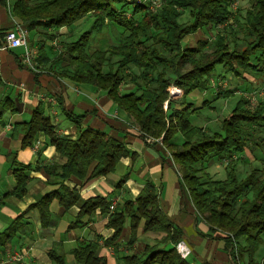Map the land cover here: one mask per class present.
Returning <instances> with one entry per match:
<instances>
[{
    "label": "trees",
    "instance_id": "obj_1",
    "mask_svg": "<svg viewBox=\"0 0 264 264\" xmlns=\"http://www.w3.org/2000/svg\"><path fill=\"white\" fill-rule=\"evenodd\" d=\"M232 1L167 0L161 9L152 12L135 0H11L10 11L28 31H35L39 36L36 60L40 66L53 69L56 64L67 62L56 75L104 90L144 139L145 136L162 137V144L170 153L198 215L212 229L227 233L231 250L239 261L247 255L249 264H261L253 262V255L263 242L264 172L252 168L240 178L237 166L243 162L254 128L264 126V103L258 101L250 106L248 99L240 97L221 122V132H210L190 122L197 108L187 101L194 90L208 88L218 65L233 74L242 70L264 75V0H249L250 7L245 11L242 26L244 44L240 48H230L222 34L215 35L211 51H205L206 40L199 41L196 47L184 43V38L198 29L225 23L232 13ZM185 10L191 20L181 23L179 18ZM139 13L142 17L137 19ZM85 17L90 19L87 28L50 58L45 42L52 41L58 29L70 27ZM107 24L124 33L121 42L105 50L90 51L94 35ZM112 57L118 60L113 62ZM125 80L134 85L133 90L120 91ZM172 87L179 90L178 95L171 94ZM0 106V121L1 111L15 110L9 99H4ZM82 117H71L78 125L73 139L56 135L42 105L24 125L23 146L30 145L34 134L42 131L56 151L66 158L59 171L55 165L46 168L63 181L72 176L84 179L107 175L115 170L121 158L131 154L126 145L112 135L81 127ZM178 136L180 142L176 141ZM215 157L228 161L225 177L220 180L213 179L207 171L208 162ZM29 169V165L13 169L16 186L12 193L21 196L26 192ZM125 178L117 184H122ZM77 198L78 191L61 182L29 208L37 210L42 226H49L54 222L50 218L52 200L56 199L67 209ZM109 206L103 197L89 198L69 227L79 225L82 216H90L96 209L105 212ZM23 215L0 233V245L21 229ZM126 216L132 231L143 219L145 232H164L165 247L146 245L140 255L124 256L122 264H190L176 249L181 230L161 210L158 192L152 184H146L134 199L125 201L121 212L109 216L107 227L113 228L114 233L105 240L106 245L120 236ZM97 250L96 242L82 240L72 249V255L76 264H106ZM48 255L56 264H64V254L54 248Z\"/></svg>",
    "mask_w": 264,
    "mask_h": 264
},
{
    "label": "crops",
    "instance_id": "obj_2",
    "mask_svg": "<svg viewBox=\"0 0 264 264\" xmlns=\"http://www.w3.org/2000/svg\"><path fill=\"white\" fill-rule=\"evenodd\" d=\"M10 4L11 0H0V103L9 99L15 109L1 111L0 233L16 217L22 213L24 215L21 229L11 240L0 245V264H56L48 255L52 248L64 254V264H76L72 249L82 240L96 242L97 254L105 259L106 264H122L124 256L140 255L146 245L165 247L162 242L164 232H145L143 219L132 231L127 216L120 236L111 244H105V240L114 233L113 228L107 227L109 216L114 212H121L125 201L134 199L146 184H152L156 188L161 210L181 230L179 242L188 250L185 258L190 264H244L231 250L227 235L212 229L198 215L164 145L147 142L132 124V120L104 90L56 75L67 62H60L53 69H48L47 65L40 66L36 60V43L39 38L35 31H28V40L34 52L35 71L22 63V47H4L6 32L17 26H24L11 14ZM89 23L90 19L85 17L70 27L58 29V33L68 42L86 29ZM112 29L113 34L108 26L95 34L90 51L105 50L114 44L115 32H120V29ZM211 30L213 26L198 29L184 40L192 43L188 46L196 47L198 41L208 38ZM52 44L55 42L46 41L44 44L50 58H53L50 52ZM248 73L250 72L238 70V74H230L228 77L210 78L208 88L202 91L205 102L194 107L199 113L206 106L212 111L215 103L228 99L230 95L233 99L241 91L255 93L262 86L264 75ZM133 88L134 85L125 80L120 91L127 92ZM260 101L264 103V99ZM39 105L43 106L45 115L50 118L56 135L73 139L78 125L71 117L83 116L79 120L81 127L98 129L112 135L123 142L131 154L121 158L115 170L107 175L84 179L72 176L63 181L56 174L46 171V168L54 165L57 167L56 171H59L66 158L50 144L44 132H36L30 145H22L24 125ZM193 124L198 126L197 122ZM199 127L208 131L205 126ZM179 138H176L177 142H180ZM23 165L30 167L27 172L30 181L26 192L18 196L12 193L16 186L13 169ZM124 177V182L117 184ZM61 182L78 191L77 201L66 209L56 199L52 200L50 218L54 222L49 226H42L37 210L29 207L37 203L45 193L56 189ZM96 196L105 198L115 208H108L105 212L96 209L92 215L82 216L79 225L70 228L69 225L76 221L82 205ZM132 235L134 239L130 242ZM14 254L21 256L20 262L10 260V256Z\"/></svg>",
    "mask_w": 264,
    "mask_h": 264
},
{
    "label": "rangeland",
    "instance_id": "obj_3",
    "mask_svg": "<svg viewBox=\"0 0 264 264\" xmlns=\"http://www.w3.org/2000/svg\"><path fill=\"white\" fill-rule=\"evenodd\" d=\"M166 1L167 0H162V4L158 8V10L162 8V6ZM249 7H250L249 0H233L230 5V9L232 12L231 16L227 20L226 24L223 23L218 26H213V30H211L210 34H208V38H206L207 46L205 47V51H211L213 49L212 42L214 41V37L216 34H222L225 37V40L229 44L230 48H235V47L240 48L244 44V38L242 32L244 15L246 9ZM156 11H152V12H156ZM130 15L131 13L128 12L127 17H129ZM141 17H142L141 13L137 14L136 16L137 19H140ZM190 20L191 19L189 16V12L187 10L183 11L181 17L179 18V21L181 23H186L189 22ZM107 25L109 27V31L112 33L114 29H112V26L110 27V24ZM115 34H116V40H114V44H118L119 42H121L124 33L120 34V32H115ZM37 38H39V36ZM189 39H191V36L189 37ZM52 41H54L55 44L54 45L52 44L50 52L52 54L51 57H54L59 52H61L60 50L63 49L64 44L67 41L65 38H61L58 32L56 34V37ZM198 42L196 46L198 45ZM184 43L188 45L191 42L189 41L186 42V40H184ZM30 48H32L31 44H30ZM117 60H118L117 57L111 58V61L113 62ZM230 74L233 73L229 72L223 65H218L214 69L213 74L210 78L215 79L219 76L228 77ZM248 74L254 75L251 72ZM240 76L242 77V75ZM261 85L262 86L259 87L260 89H258L255 93H246L245 91L244 92L241 91L240 93H238V96H234L233 99L230 97L231 95L228 97V99H221L219 102L215 103L214 109L212 111L210 108H208V106H206V108L200 113L198 110H196V112L190 116V122L192 124L194 122H197L198 126H203V127L205 126V128H207V130L210 132H215V131L221 132V122L234 108L237 100L240 97H245L246 99H248L250 106H254L258 101H260V99H264V81ZM204 90L205 89L194 90L188 95L187 101L195 105V107L196 105L197 106L203 105L205 99L202 96V91ZM178 93L179 90L177 94L174 95L172 94V95L175 96L178 95ZM139 133L140 135H142L140 131ZM145 137H151V136H145ZM158 138H161L162 141L161 136H159ZM234 157L232 158V161L234 160ZM242 159L243 162L241 164H238L237 166V171L240 178L245 177L252 168H256L259 169L260 172H264V126L262 127L256 126L254 128V130L252 131V137L248 140V145L244 151ZM227 162H228L227 160H221L216 157L208 162L207 171L210 173L213 179L220 180L225 177ZM220 232L227 235V233L224 231H220ZM243 262L244 264H249L247 255H245ZM253 262L264 264V234H263L262 244L259 246L258 250L253 255Z\"/></svg>",
    "mask_w": 264,
    "mask_h": 264
},
{
    "label": "built area",
    "instance_id": "obj_4",
    "mask_svg": "<svg viewBox=\"0 0 264 264\" xmlns=\"http://www.w3.org/2000/svg\"><path fill=\"white\" fill-rule=\"evenodd\" d=\"M139 4H144L150 11H156L162 4V0H135ZM5 48H23L22 63L32 70H36L34 66V52L30 48V43L28 40V30L24 26H17L16 29H12L6 32L5 34ZM178 89L172 87L171 94H177ZM145 140L149 143L159 142L162 143L161 138H151L145 137ZM115 208L114 204H110L109 209L113 210ZM176 249L178 253L185 258L188 254L186 247L182 245L181 242L176 244ZM10 260L15 262L21 261V256L19 254H14L10 256Z\"/></svg>",
    "mask_w": 264,
    "mask_h": 264
}]
</instances>
